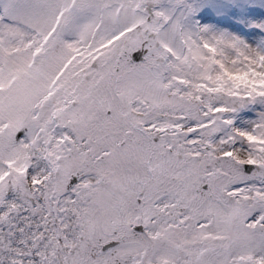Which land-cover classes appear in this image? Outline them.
I'll return each mask as SVG.
<instances>
[{
	"label": "snow or ice",
	"instance_id": "1",
	"mask_svg": "<svg viewBox=\"0 0 264 264\" xmlns=\"http://www.w3.org/2000/svg\"><path fill=\"white\" fill-rule=\"evenodd\" d=\"M247 7L0 0V264H264Z\"/></svg>",
	"mask_w": 264,
	"mask_h": 264
},
{
	"label": "rangeland",
	"instance_id": "2",
	"mask_svg": "<svg viewBox=\"0 0 264 264\" xmlns=\"http://www.w3.org/2000/svg\"><path fill=\"white\" fill-rule=\"evenodd\" d=\"M248 7L246 12H241L238 9H233L228 16L223 18L212 17L213 22L218 23L220 27H227L230 30H235L238 34L247 35L252 32V29L245 27L243 24L237 22L233 19L234 17H239L241 15H246L251 21H261L264 20V0H247ZM206 15H211L210 13ZM204 22V21H202ZM256 31H259L258 29ZM264 35V33H261ZM254 115V114H253Z\"/></svg>",
	"mask_w": 264,
	"mask_h": 264
}]
</instances>
